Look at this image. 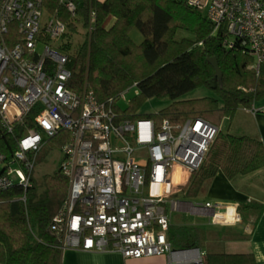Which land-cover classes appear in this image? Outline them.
Instances as JSON below:
<instances>
[{"label": "built area", "instance_id": "2783aa9c", "mask_svg": "<svg viewBox=\"0 0 264 264\" xmlns=\"http://www.w3.org/2000/svg\"><path fill=\"white\" fill-rule=\"evenodd\" d=\"M56 1L54 11L46 0H0V190L19 185L25 199L39 152L62 133L59 168L69 190L50 223L62 248L118 251L129 258L167 255L169 264H203L204 250L175 248L168 239L167 207L178 210L175 195L203 164L219 127L202 117L177 126L167 118L128 119L115 109L114 99L99 101L86 85L71 88L68 55L51 43L67 30L59 6L74 17L77 5ZM188 4L205 7L214 32L225 33L222 46L246 49L253 58L248 68L259 73L264 0ZM94 21L90 9L88 33ZM130 89L119 99L127 100ZM201 207L211 221L226 214L217 203ZM238 220L233 215L232 221Z\"/></svg>", "mask_w": 264, "mask_h": 264}, {"label": "trees", "instance_id": "16d2710c", "mask_svg": "<svg viewBox=\"0 0 264 264\" xmlns=\"http://www.w3.org/2000/svg\"><path fill=\"white\" fill-rule=\"evenodd\" d=\"M76 15L60 8L67 30L63 50L68 55L71 88L84 85L99 101L114 99L115 109L128 119L167 118L174 126L187 118L202 117L214 124L232 118L239 107H249L264 97V64L259 73L248 68L251 54L236 44L222 46L225 33L214 32V25L201 9L188 0H74ZM52 9L56 0H46ZM95 13L87 32L89 11ZM55 11V10H54ZM81 24L83 41L72 49L70 37ZM136 27L143 38L136 44L129 30ZM177 28L195 33V39H174ZM71 34V35H70ZM215 57L221 80L208 61ZM133 83L137 92L128 106H118L119 95ZM200 86L212 88L215 96L185 98ZM150 98L169 99L168 106L154 113H137ZM127 99V98H126ZM120 113V114H121ZM217 125V124H216ZM218 126V125H217ZM62 133L50 143L59 142ZM264 167L263 142L247 134L219 129L201 167L185 185L186 196H196L203 182L221 170L227 178L250 174ZM26 190L16 185L0 190V264H59L61 237L50 229L53 216L68 194V178L57 168L44 176V191L37 195L34 181ZM246 207L240 203L241 210ZM260 215L261 205H254ZM258 215V216H259ZM204 232L196 226L171 227L168 239L175 248L199 247ZM203 264H258L252 253L209 251Z\"/></svg>", "mask_w": 264, "mask_h": 264}, {"label": "crops", "instance_id": "0c3cea01", "mask_svg": "<svg viewBox=\"0 0 264 264\" xmlns=\"http://www.w3.org/2000/svg\"><path fill=\"white\" fill-rule=\"evenodd\" d=\"M241 111L243 112L241 121L235 125L234 130L230 131L256 137L264 144V97L254 101L249 107H241ZM184 187L175 195V198L180 201L176 211L183 213L184 217H182L183 219L180 217L176 221H172L170 218L169 229L178 226H196L204 232L198 247L201 250L205 252L213 249L218 252L252 253L258 264H264V167L233 179L227 178L221 170H218L213 177L203 182L196 195L204 194L207 197L204 204L206 202L217 203L225 207L220 211L225 210L226 213L237 214L240 218L238 221H209L208 225L204 224L198 218L206 216L210 219L209 210L201 207L204 204H195L189 200L188 197L196 196H186ZM251 202L261 205L260 215L256 213L255 209L251 211L250 208H243V210L238 208L240 203L247 205ZM167 210L170 216L172 211L169 206ZM186 215L195 216L197 220L193 218L192 221L185 220ZM209 235H212V239H209ZM206 245L211 247L207 248ZM220 246L225 247V250H220ZM59 264H169V262L167 255L129 258L124 257L118 251H88L64 247L61 248Z\"/></svg>", "mask_w": 264, "mask_h": 264}, {"label": "rangeland", "instance_id": "374dc122", "mask_svg": "<svg viewBox=\"0 0 264 264\" xmlns=\"http://www.w3.org/2000/svg\"><path fill=\"white\" fill-rule=\"evenodd\" d=\"M201 14L203 16H206V8H201ZM49 17V16H47ZM129 34L130 37L132 38V40L138 44L141 42L143 36L141 34V32L136 28V27H132L129 30ZM71 35V34H70ZM85 36V30L82 27L81 24L78 25V32L73 33V35L70 37V41H71V45H72V49L76 48L79 46V44L83 41ZM182 38H186V39H190V40H194L195 39V33L193 31L187 30L185 28H177L175 30L174 33V39L176 40H181ZM67 41V39L65 37H61L58 40L54 41L51 43V45L57 49V50H61V45H64V43ZM38 48L41 50L42 46H38ZM63 51V50H62ZM135 90H137L136 85L131 86V89L126 92V98L127 100H120L118 102V106L121 109H124L128 106V100L129 98H131L132 96H134L135 94ZM216 93L212 88H209L207 86H200L197 89L188 92L185 95V98H199V97H204V96H215ZM169 99H156V98H150L147 99L146 101L143 102L142 106L139 108V112L141 113H154L157 112L161 109H163L164 107L168 106L169 104ZM243 112L241 111V107H239L234 116L232 118H227V117H223L221 119V121L218 123L216 122V124L219 126V129H222L225 131V129L230 128V130H234L235 125L241 121ZM63 158V153L61 151V147L58 144V142L54 141L51 144H47L43 147V149L39 152L38 154V158H37V163L34 167V171H33V181L36 185V194L39 195L44 191V176L46 174H50L53 173L57 168H59L60 164H61V160ZM179 196H182V194H179ZM189 200H191L193 203L195 204H204L205 200L207 197H205L204 194H200L196 197H188ZM246 205V204H245ZM254 205L255 202H251L250 204H247L246 207H244V209H248L250 208L251 211H254ZM243 210V208L241 209ZM181 217V219H183V213L178 212V211H172L170 214V218L172 221H176ZM192 218L194 220H197V217L192 216V215H186V217L184 218L185 220L188 221H192ZM200 219L204 224L208 225L207 222L211 221L209 219V217H204V218H198ZM212 235H209V239L211 238ZM207 248H210L211 246L206 245ZM220 250H225V247L220 246ZM210 251H213L210 250Z\"/></svg>", "mask_w": 264, "mask_h": 264}, {"label": "water", "instance_id": "95a60500", "mask_svg": "<svg viewBox=\"0 0 264 264\" xmlns=\"http://www.w3.org/2000/svg\"><path fill=\"white\" fill-rule=\"evenodd\" d=\"M208 61L210 62V64L214 67L215 69V77H214V80H213V83L216 82V80H221V76H222V72L218 66V63H217V59L215 57H212V58H209Z\"/></svg>", "mask_w": 264, "mask_h": 264}, {"label": "bare ground", "instance_id": "6f19581e", "mask_svg": "<svg viewBox=\"0 0 264 264\" xmlns=\"http://www.w3.org/2000/svg\"><path fill=\"white\" fill-rule=\"evenodd\" d=\"M215 218L217 221L230 222L233 219V214L231 213L220 214V215H217Z\"/></svg>", "mask_w": 264, "mask_h": 264}]
</instances>
